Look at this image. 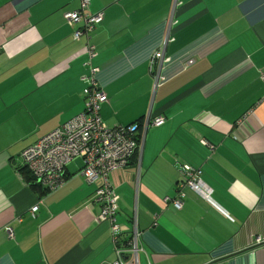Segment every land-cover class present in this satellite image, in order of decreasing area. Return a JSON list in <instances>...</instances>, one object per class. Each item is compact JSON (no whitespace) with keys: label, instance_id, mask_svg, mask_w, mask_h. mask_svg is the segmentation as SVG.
Wrapping results in <instances>:
<instances>
[{"label":"crops","instance_id":"obj_1","mask_svg":"<svg viewBox=\"0 0 264 264\" xmlns=\"http://www.w3.org/2000/svg\"><path fill=\"white\" fill-rule=\"evenodd\" d=\"M78 8L0 0V264H114L135 215L138 264H264V0H93L105 124L165 119L110 174L117 244L80 160L48 195L19 174L26 148L84 110L86 42L64 19ZM168 34L167 80L155 89L149 63ZM183 164L202 170L211 202L185 189L181 210L166 203Z\"/></svg>","mask_w":264,"mask_h":264},{"label":"built area","instance_id":"obj_2","mask_svg":"<svg viewBox=\"0 0 264 264\" xmlns=\"http://www.w3.org/2000/svg\"><path fill=\"white\" fill-rule=\"evenodd\" d=\"M77 1L78 10L65 14L64 19L70 27H76L73 40H85L86 42V63L84 65L88 74L81 77V81L88 85L83 91L86 98L85 111L24 150L22 157L28 167V172L47 195L65 185L68 165L74 160H80L83 164L81 174L86 182L90 185H97L94 200L100 206L98 219L101 222L110 223L112 241L117 244L120 233L116 224L119 197L110 183V174L128 167L136 153L141 152L146 132L150 128L162 127L165 119L147 117L142 125L141 136H138V124L128 128H111L105 124L101 117V106L107 102V97L96 81L100 69L94 67L92 62L98 53L96 47L90 44L94 31L104 21V14L91 13L93 0ZM172 41L173 39L168 34L162 43L161 50L155 52L150 59L149 70L155 79V89L167 80L163 70L170 62V58L166 57L165 49ZM193 63L194 61L190 60L188 65ZM261 102H264V98ZM202 144L213 148L207 141L203 140ZM181 173L182 179L177 185L176 196L166 199V203H171L177 210H181L185 189L195 191L207 202L212 201L213 191L204 183L201 169L183 164ZM38 210L39 205H36L31 212L35 215ZM7 232L12 238V229H8ZM141 237L142 233L138 227L137 215H135L132 238L126 248H116L118 261L114 264H138ZM262 243L263 240L257 238L254 244Z\"/></svg>","mask_w":264,"mask_h":264},{"label":"trees","instance_id":"obj_3","mask_svg":"<svg viewBox=\"0 0 264 264\" xmlns=\"http://www.w3.org/2000/svg\"><path fill=\"white\" fill-rule=\"evenodd\" d=\"M100 73V72H99ZM98 73V74H99ZM88 74V73H87ZM96 81H97V83H98V86L100 87V84H99V81H98V78L96 77ZM86 85V88H87V84H85ZM85 88V89H86ZM84 89V90H85ZM100 89L102 90V88L100 87ZM103 91V90H102ZM104 92V91H103ZM106 95V94H105ZM107 97V96H106ZM83 98H84V110H83V112L85 111V104H86V98H85V96H84V94H83ZM108 100V99H107ZM105 104V103H104ZM104 104H102V106L104 105ZM102 106H101V109H102ZM82 112V113H83ZM81 114V113H80ZM79 114V115H80ZM102 117V116H101ZM104 121V120H103ZM105 122V121H104ZM139 125V132H138V136H141V134L143 133V124L142 123H139V122H136V123H133V124H130V125H117V126H113V127H111V128H115V127H123V128H128V127H130V126H133V125ZM64 125V124H63ZM62 126V125H61ZM60 126V127H61ZM56 130V129H55ZM54 130V131H55ZM53 132V131H52ZM52 132H50V133H52ZM49 133V134H50ZM48 135V134H47ZM47 135H45V136H47ZM45 136H43V137H45ZM43 137H41L40 139H42ZM40 139H38L34 144H36ZM203 141V140H202ZM201 141V142H202ZM34 144H32V145H30L29 147H31V146H33ZM28 147V148H29ZM28 148H26V149H28ZM25 149V150H26ZM22 154H23V152L21 153V157H22ZM134 158V157H133ZM132 158V159H133ZM22 160H23V157H22ZM23 166H24V169L23 170H21V172L19 173L20 175H21V177H22V179H23V181L25 182V184L26 185H28V186H30V187H32V188H37L40 192H41V194L42 195H47V193H46V191L41 187V186H39V185H37L36 184V179H34L32 176H31V174L28 172V167H27V165L24 163V160H23ZM66 177H67V171H66V175H65Z\"/></svg>","mask_w":264,"mask_h":264},{"label":"rangeland","instance_id":"obj_4","mask_svg":"<svg viewBox=\"0 0 264 264\" xmlns=\"http://www.w3.org/2000/svg\"><path fill=\"white\" fill-rule=\"evenodd\" d=\"M79 161V160H78Z\"/></svg>","mask_w":264,"mask_h":264}]
</instances>
